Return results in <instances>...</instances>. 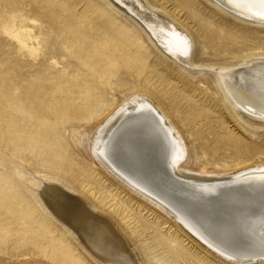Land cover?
Returning a JSON list of instances; mask_svg holds the SVG:
<instances>
[{"label":"rangeland","instance_id":"rangeland-1","mask_svg":"<svg viewBox=\"0 0 264 264\" xmlns=\"http://www.w3.org/2000/svg\"><path fill=\"white\" fill-rule=\"evenodd\" d=\"M147 1L191 33L195 64L238 67L245 60L264 58L262 27L237 22L206 0ZM45 4L54 8L60 19L69 20L70 25L92 36L97 45L104 41L94 34L92 23H78L75 18L86 10L102 16L114 29L128 35L131 50L143 68L140 73L133 67L116 70L110 60L103 61L102 71L110 69L114 74H104L94 65L88 67L77 59L72 43L60 29L50 28L43 20L34 1L0 0L3 72L8 73L16 63L43 66L72 83L90 80L106 95L88 119L85 117L87 121L45 124L32 111L26 113L28 126L42 130L41 144H25L15 153L5 142L0 143V264H101L38 203L26 186L33 183L29 166L39 175L61 178L71 189L81 192L91 207L110 216L142 264H228L204 250L161 210L108 175L92 157L87 137L106 111L124 96L136 94L137 89L149 91L170 112L187 145L185 167L192 171L217 173L243 164L264 163V129L242 122L210 69L191 74L167 59L103 0H47ZM7 106L9 113L21 115ZM46 143L53 149H44L41 145ZM50 153L61 157L64 166L55 168L47 163L56 161L49 158ZM42 164L49 165L50 171L40 168ZM66 192L79 197L75 192Z\"/></svg>","mask_w":264,"mask_h":264},{"label":"bare ground","instance_id":"bare-ground-1","mask_svg":"<svg viewBox=\"0 0 264 264\" xmlns=\"http://www.w3.org/2000/svg\"><path fill=\"white\" fill-rule=\"evenodd\" d=\"M32 1L48 26L55 30L58 27L72 43L77 59L86 66L94 65L102 71L103 61L110 60L116 70L133 67L137 73L142 71L143 64L131 50L128 35L114 29L102 16L86 10L75 18L78 23H92L94 34L104 41L97 45L92 36L70 25L69 20L60 19L54 8L47 7V0ZM103 1L167 59L189 73L210 69L225 100L242 122L264 129V58L245 60L238 67H203L193 61L195 43L191 33L167 12L147 0ZM206 1L237 22L264 28V0ZM49 70L21 63L12 66L8 73L0 69V143L5 142L15 153L25 144L44 140L42 130L28 126L26 113L32 111L45 124L87 121L94 106L106 99L104 90L90 80L72 83ZM102 72L114 74L110 69ZM136 91L106 111L87 137L96 163L125 189L169 216L218 259L228 264L264 262V203L259 213L248 208L253 207L252 202H246L239 214L228 206L238 192L264 191V163L243 164L217 173L187 169V145L172 115L149 91ZM7 105L21 115L9 113ZM41 146L53 149L49 143ZM49 158L56 160L47 162L55 168L65 164L57 154L50 153ZM42 167L50 171L49 165ZM28 172L33 183H26L27 188L90 257L101 264H142L112 218L91 207L81 192L71 189L61 178L39 175L31 166ZM244 237L253 245L239 246L237 242Z\"/></svg>","mask_w":264,"mask_h":264},{"label":"water","instance_id":"water-1","mask_svg":"<svg viewBox=\"0 0 264 264\" xmlns=\"http://www.w3.org/2000/svg\"><path fill=\"white\" fill-rule=\"evenodd\" d=\"M246 202H249V203L252 202L253 207L249 206L248 208H250V210H252L254 213H256V212L259 213L258 210L262 209V205L264 203V191H252V192L241 191V192H238L234 196V198H232V200L229 202L228 206H231L234 209L233 212H237L239 214L244 209V207L246 208V206L244 205ZM225 212H227V211H225ZM196 217L198 218V216H196ZM198 219L203 221V222L207 221V219H204V220L200 219V218H198ZM237 243L241 247L253 245L252 241L247 237H244L241 241H239Z\"/></svg>","mask_w":264,"mask_h":264}]
</instances>
